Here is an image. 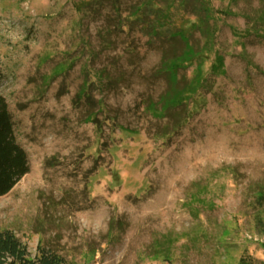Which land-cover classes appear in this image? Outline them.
Instances as JSON below:
<instances>
[{
    "label": "rangeland",
    "instance_id": "1",
    "mask_svg": "<svg viewBox=\"0 0 264 264\" xmlns=\"http://www.w3.org/2000/svg\"><path fill=\"white\" fill-rule=\"evenodd\" d=\"M0 94L31 257L264 264V0H0Z\"/></svg>",
    "mask_w": 264,
    "mask_h": 264
},
{
    "label": "trees",
    "instance_id": "2",
    "mask_svg": "<svg viewBox=\"0 0 264 264\" xmlns=\"http://www.w3.org/2000/svg\"><path fill=\"white\" fill-rule=\"evenodd\" d=\"M202 12L207 18L208 10L203 8ZM200 19L203 20V18ZM197 55L199 56L188 44H185L183 54L176 57L175 62L172 63L173 73L163 68L168 62H164L161 68L170 74L171 80H174L175 72ZM219 62H222L221 58H219ZM87 90L88 86L84 85L80 96H85ZM86 98H90L89 94L86 95ZM90 118L95 124L97 123L96 114L90 115ZM28 172L29 164L26 152L16 142L12 115L5 98L0 94V197L8 194ZM0 264H64V260L55 252L41 246L37 247L36 255L31 257L26 247L11 231L2 230L0 231Z\"/></svg>",
    "mask_w": 264,
    "mask_h": 264
}]
</instances>
